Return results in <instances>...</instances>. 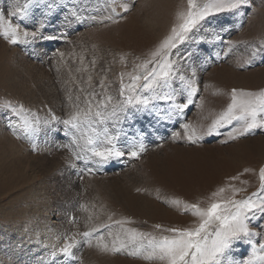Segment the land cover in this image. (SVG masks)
I'll use <instances>...</instances> for the list:
<instances>
[{"label": "rangeland", "instance_id": "1", "mask_svg": "<svg viewBox=\"0 0 264 264\" xmlns=\"http://www.w3.org/2000/svg\"><path fill=\"white\" fill-rule=\"evenodd\" d=\"M24 3L0 0V14L9 18V12ZM28 3L26 16L10 18L20 25L22 39L24 31L29 33L26 42L11 44L0 35V264H161L129 255L131 248L102 251L98 236L111 244L119 225H112L111 237L108 229L87 240L78 233L87 231L86 225L109 223L111 217L126 218L127 228L168 235L163 229L197 222L173 200L206 207L211 193L221 187L225 198L232 196L229 185L242 190L235 199L258 191L264 129L229 139L239 127L233 122L192 143L183 125H191L198 134L206 132L230 102L232 89H264L259 71L264 68V0L210 13L172 50L170 59L177 64L171 83L175 102H187L183 76L195 80L192 104L181 113L163 101H153L146 109L130 107L114 127L109 124L124 155L104 164L75 159L64 146L70 137L62 121L74 110L78 96L83 106L85 93L103 91L101 80L107 93L118 98L121 74L127 83L126 74L151 59L179 22L177 13L187 10V0ZM123 4L128 5L126 12ZM168 12L171 16L174 12L175 19L165 27ZM249 59L251 63H245ZM237 72L251 73L254 82L233 83ZM6 102L22 105L42 121L55 115L61 122L41 125L29 138L19 119L4 107ZM140 145L144 150L137 157L128 155ZM140 209L149 210V216L144 217ZM248 226L256 235L234 242L223 264H242L253 247L264 244V214L257 212ZM73 236L79 243L73 256L67 257L59 249L65 237Z\"/></svg>", "mask_w": 264, "mask_h": 264}, {"label": "snow or ice", "instance_id": "2", "mask_svg": "<svg viewBox=\"0 0 264 264\" xmlns=\"http://www.w3.org/2000/svg\"><path fill=\"white\" fill-rule=\"evenodd\" d=\"M248 2L249 0H187V10L177 13L179 22L173 24L169 35L151 53V59L136 65L133 72L127 73V83L124 80L125 74H121L118 98L107 93L103 80L100 81L103 91L99 94L95 91L85 93L83 106L80 97H77V103L73 105L74 110L62 121L65 134L70 137V143L64 146L69 148L76 160L104 164L124 155V152L117 147V136L112 134L109 124L114 127L121 115L130 107L146 109L153 101H163L169 103L176 113L183 112L192 104V97L196 94L197 88L195 80H185L181 76L184 90L187 92V102H175L171 83L177 76V64L170 59L172 50L186 41L189 33L210 13L237 9ZM28 8V0H25L24 4H18L9 12V18L0 14V35L9 43L26 42L29 33L24 31V39H22L19 33L20 25L13 24L10 18L14 16L23 18L27 15ZM122 10L126 12L128 5L123 4ZM32 35L35 36V33ZM245 63H251V60ZM166 89L168 91H165ZM230 96V102L215 116L206 132L198 134L196 128L189 124L183 125L185 135L190 142L195 143L204 135L212 134L218 128L231 125L233 122L239 127L233 129L235 135L230 133L229 139H236L254 129H264V89L258 91L232 89ZM4 107L10 109L19 119L20 129L29 138L40 131L41 125H49L52 121L61 122L55 115H52L51 120L42 121L39 116L30 113L22 105L16 107L6 102ZM143 150V145H140L138 151H130L128 155L137 157ZM259 181L258 191L241 199L234 198L236 193L242 191L241 189L229 185L232 196L225 198L222 195L225 188H218L211 193L206 207H202L199 202L173 200L172 203L182 205L183 212L191 213L196 217L197 222L190 227L163 229L164 232L169 233L168 235H154L135 228H127L125 224L130 221L126 218L112 220L111 217L109 223L86 225L88 230L78 235L87 240L94 233L108 229V236L111 237L112 225H119L120 231L113 237L111 244L104 241L103 235L98 236V247L102 251L116 253L131 248L129 255H142L145 260H157L161 264H223V258L234 242L256 235L250 230L248 221L257 212L264 214V195H260L264 193V167L259 170ZM155 228L160 229L161 226L155 225ZM78 243L74 236L65 237V243L59 252L72 257L73 249ZM242 264H264V244H261L259 249L253 247L251 257Z\"/></svg>", "mask_w": 264, "mask_h": 264}, {"label": "bare ground", "instance_id": "3", "mask_svg": "<svg viewBox=\"0 0 264 264\" xmlns=\"http://www.w3.org/2000/svg\"><path fill=\"white\" fill-rule=\"evenodd\" d=\"M170 12V11H169ZM169 12H168V16H167V18H170V17H172L170 14H169ZM248 27H249V25H248ZM248 31V30H247ZM248 33V32H247ZM250 33V32H249ZM249 33H248V35H249ZM252 33H254V32H252ZM259 33V32H258ZM254 35V34H253ZM238 50H240V49H238ZM237 52H239V51H237ZM230 59H232V58H230ZM233 60V59H232ZM227 62V61H226ZM260 62V61H259ZM226 68H229V67H226ZM260 68V67H259ZM259 68H256V69H259ZM230 69V68H229ZM260 71V73H263V75H262V78H264V68L263 69H261V70H259ZM258 72V71H257ZM235 73V72H234ZM238 73V72H237ZM251 73H243V74H235L234 75V77H233V79L234 80H232L233 81V83H240V82H242L243 83V85L244 84H250V82H254V81H252L251 80V78H250V75ZM232 75V74H231ZM233 76V75H232ZM236 76H240L239 78H237ZM260 80V79H259ZM235 81V82H234ZM249 82V83H248ZM260 82V81H259ZM253 86V85H252ZM247 88H249V89H251V87L249 86V85H247L246 86ZM240 88V87H239ZM244 89V88H243ZM254 90V89H253ZM230 96V95H229ZM231 97V96H230ZM196 201V200H195ZM130 202V201H129ZM135 201L133 200V203H134ZM137 203V202H136ZM145 204V203H144ZM142 205V204H141ZM145 206V205H144ZM141 210V213L143 214L144 213V217H146L147 215H148V211L147 212H145V211H142V209H140ZM144 210V209H143ZM155 212V211H154ZM151 215V214H150ZM149 216V215H148ZM165 217V216H164Z\"/></svg>", "mask_w": 264, "mask_h": 264}, {"label": "crops", "instance_id": "4", "mask_svg": "<svg viewBox=\"0 0 264 264\" xmlns=\"http://www.w3.org/2000/svg\"><path fill=\"white\" fill-rule=\"evenodd\" d=\"M173 14H174V12H172V16H173ZM167 16H168V14H167ZM167 16H165V17H166V18H165V22H166V24L164 23V26H165V27H167L168 23L174 21V19H175V17H174V18H173V17L167 18Z\"/></svg>", "mask_w": 264, "mask_h": 264}]
</instances>
